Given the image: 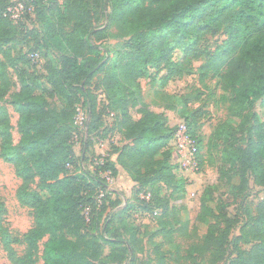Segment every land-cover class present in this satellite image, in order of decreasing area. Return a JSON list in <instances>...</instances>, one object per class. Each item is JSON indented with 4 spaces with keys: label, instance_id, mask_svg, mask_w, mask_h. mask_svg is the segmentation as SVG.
<instances>
[{
    "label": "trees",
    "instance_id": "1",
    "mask_svg": "<svg viewBox=\"0 0 264 264\" xmlns=\"http://www.w3.org/2000/svg\"><path fill=\"white\" fill-rule=\"evenodd\" d=\"M25 2L32 6L28 15L33 13L39 26L28 28L22 21L14 22L5 16L11 0H0V156L15 166L22 180L18 198L34 214V224L26 233L13 234L5 222L6 204L0 198V242L13 264H39L40 260L42 264H99L105 243L112 245V263L123 264L129 259L126 264H136L133 251L137 238L133 226L125 221L126 210L106 213V204L101 210L96 208L97 195L115 193L105 173L116 177V162L137 182L138 198L148 204L157 202L162 208L157 217L162 233L170 234L168 226L180 223L176 216L173 222L168 221L176 209L169 207V201L160 195L162 185L172 190L173 199L182 198L187 191L188 180L180 173L177 153L170 146L177 127L169 125L164 113L147 105L139 80L148 77L152 68L161 67L167 70L160 79L162 86L182 76L186 68L173 59V53L180 50L185 59L202 56L198 45L208 35L222 33L226 38L213 51H207L198 67L200 82L211 75L219 77L231 115L242 119L238 128L226 122L215 127L208 140V153L219 156L220 177L224 178L233 168L240 176L241 186L247 185L249 173L255 183L264 186V120L253 115L256 139L253 133L244 143L238 137L239 128L264 98V0ZM93 19H103L104 23L92 26ZM112 28L127 38L115 49L113 58L112 49L103 44V39L113 35ZM22 29L37 44L27 57L12 53ZM43 50L45 55L56 53L57 57L44 61L40 73L29 55H42ZM9 66L20 84L10 101L19 115L18 143L6 105V96L13 86ZM98 74H103L99 86L105 98L102 110L98 107L96 87L92 86ZM168 98V108L176 109L181 104L178 110L197 141L202 168L200 141L190 128L194 121L188 100L184 95ZM50 100H56L60 108H51ZM78 106L87 115L84 128L75 123ZM131 111L141 117L133 120ZM111 113L113 123L109 127L104 115ZM80 129L84 131L82 149L93 143L95 135L105 138L106 132L119 134L122 144L117 147L116 162L106 157L97 164L94 156L92 167L84 165L82 153L75 149ZM36 181L38 185L33 188ZM211 199L212 192L206 190L197 219L201 223L214 221L209 224L202 245L195 250L212 253L220 260L234 220L226 214V205L211 207ZM83 204H91L89 216L84 213ZM104 213L103 222L110 225L118 218L124 231L130 232L129 239H112L99 232L98 220ZM241 232L234 244L236 256L229 264H264V202L258 206L255 222L245 224ZM243 240L252 242L249 250L241 246ZM17 245L24 246L22 253Z\"/></svg>",
    "mask_w": 264,
    "mask_h": 264
},
{
    "label": "rangeland",
    "instance_id": "2",
    "mask_svg": "<svg viewBox=\"0 0 264 264\" xmlns=\"http://www.w3.org/2000/svg\"><path fill=\"white\" fill-rule=\"evenodd\" d=\"M22 1L26 0H11ZM26 4V3H25ZM28 28L39 26L38 21L35 20V15L24 16L21 20ZM104 20L97 21L93 19L92 26L102 25ZM70 30V28H67ZM113 35H109L103 39V44L112 49L111 57L116 56L115 49H119L126 41V37L121 36L116 28L111 29ZM226 37L222 33L215 35H208L203 38L198 50L202 51V56L190 55L188 59L180 50L173 53V59L180 61L186 68L182 76H176L170 79L164 86H162L161 78L166 73V68L161 67L159 70L152 68L148 77L141 78L140 84L142 86V94L147 105L156 112L164 113L168 123L172 127H177L179 123L184 120L180 111L181 104L178 108H168L170 95H184L187 98V107L190 111V118L194 121L190 128L194 135L200 141V151L203 156V165L201 168V177H196L192 180V185H197L201 189L199 196L195 199H189L186 191L185 195L180 199H173L171 197V189L162 185L160 195L169 201V207H175V211L168 216V221L173 222L175 216L180 219V223L169 225L168 235L161 232V226L158 223V215L162 212V208L157 202L148 204L138 198L137 190L138 184L133 180L130 174L116 162L117 147L122 144L121 137L117 133L106 132V137L102 138L95 135L97 132H92L93 143L87 145L82 149V129L77 137L75 149L78 154L84 157L83 163L86 166L92 167V158H109L115 160L119 173L116 177L109 180V185L115 191L110 196L103 197L101 193L96 196L97 207L100 210L106 204V213L108 211L126 210L124 214L125 221L128 225L133 226V232L136 233V244L133 251L135 253L136 264H229L236 256L234 248L236 238L240 237L242 227L247 223L255 222L258 216V206L264 202V186L255 183L251 173L248 174V183L245 187L240 184V176L231 168L228 174L223 178L220 177L221 161L219 156L213 152V156L208 153V140L214 130L221 123H229L235 128L239 127L241 118L233 117L230 113V103L224 101V91L222 89V81L219 77L211 75L204 83L200 82L198 67L204 62L207 51H213L215 45ZM37 47L36 41L28 31L22 29L12 45L13 55L17 57L25 56ZM41 50V49H40ZM43 62L49 58L54 59L56 53L45 55L44 50L41 51ZM55 55V56H54ZM42 68V67H41ZM40 68V73L43 69ZM10 78L12 79V89L6 96V105L11 114V122L13 124V135L15 143L20 140V133L18 131V113L14 110L10 101L13 94L20 88L19 80L16 72L9 66ZM103 74H98L92 83L96 87L95 92L99 99V110L103 109L105 98L103 90L99 87ZM228 96H231L229 93ZM51 108H60L56 100H50ZM104 113V112H103ZM133 120H138L141 115L135 111H131ZM256 114L259 120H264V98L259 100L253 112L249 115V119L245 125L239 128L238 137L242 143L246 141L252 133L256 139L255 118ZM255 115V116H256ZM107 125L111 127L113 117L108 114L104 115ZM94 125V123H93ZM95 131V130H94ZM83 136V137H82ZM99 139L105 140V145L99 147ZM1 146V139H0ZM229 167H227L228 169ZM22 180L17 176L15 166L11 163L5 162L0 156V198L5 202L7 213L5 215L6 225L13 234L22 236L34 224V214L30 207L23 205L18 198V190L21 186ZM38 181L32 187L36 188ZM85 194L87 188H83ZM212 192V199L208 204L211 207L218 208L220 205H226V214L229 218L234 220L229 242L226 245V251L220 260H216L212 253H202L195 250L203 243V239L209 224L213 223V219L207 223L198 221L197 216L201 207V198L205 191ZM103 197V198H102ZM106 198V199H105ZM102 204V206H101ZM84 205V204H83ZM91 204H85L83 207L84 213L89 216ZM95 208V209H96ZM97 210L96 211H100ZM103 214L100 221L98 220L99 232L105 236L112 238L113 236L121 239H129L130 232L124 231L122 222L116 218L113 224L107 225L103 222ZM224 223L221 227H224ZM172 226V228H171ZM172 229V231H171ZM91 236V232H87ZM41 243V248H43ZM241 246L249 250L252 246L250 241H242ZM19 253L23 252L24 246H16ZM112 245L105 243L102 256L99 259V264H116L112 263L109 258ZM131 251V252H132ZM125 260L123 264H126ZM0 264H13L10 260L7 251L0 242ZM42 264V260L39 261Z\"/></svg>",
    "mask_w": 264,
    "mask_h": 264
},
{
    "label": "built area",
    "instance_id": "3",
    "mask_svg": "<svg viewBox=\"0 0 264 264\" xmlns=\"http://www.w3.org/2000/svg\"><path fill=\"white\" fill-rule=\"evenodd\" d=\"M59 1L62 2L63 0ZM25 3L22 1L12 2L5 12V16L18 23L24 16L32 11V6H27ZM29 56L32 61L37 64L38 68L42 67L43 59L38 52H32ZM86 116L85 110L81 106H78L75 123L79 127L84 128L87 119ZM109 116L113 117V113L109 114ZM98 144L99 147L104 146L105 140L99 139ZM170 146H172L177 153L178 169L180 173L188 180L187 196L189 199H195L201 192V189L197 187V185L191 184L194 178L201 177L202 175L199 160V147L195 137L190 133L189 127L184 120L177 126L170 141ZM104 158H97L96 163H103ZM105 175L108 177V180L113 178L110 176V172H106Z\"/></svg>",
    "mask_w": 264,
    "mask_h": 264
},
{
    "label": "crops",
    "instance_id": "4",
    "mask_svg": "<svg viewBox=\"0 0 264 264\" xmlns=\"http://www.w3.org/2000/svg\"><path fill=\"white\" fill-rule=\"evenodd\" d=\"M120 170V169H119Z\"/></svg>",
    "mask_w": 264,
    "mask_h": 264
}]
</instances>
